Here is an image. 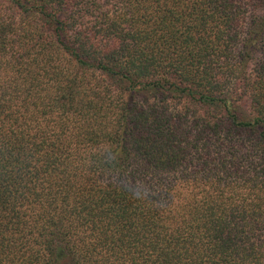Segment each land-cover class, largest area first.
I'll list each match as a JSON object with an SVG mask.
<instances>
[{
  "label": "trees",
  "instance_id": "16d2710c",
  "mask_svg": "<svg viewBox=\"0 0 264 264\" xmlns=\"http://www.w3.org/2000/svg\"><path fill=\"white\" fill-rule=\"evenodd\" d=\"M0 264H264V0H0Z\"/></svg>",
  "mask_w": 264,
  "mask_h": 264
}]
</instances>
